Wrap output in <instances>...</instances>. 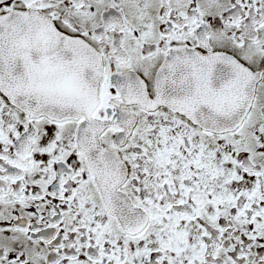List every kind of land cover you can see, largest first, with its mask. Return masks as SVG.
Instances as JSON below:
<instances>
[{
    "label": "snow or ice",
    "instance_id": "snow-or-ice-1",
    "mask_svg": "<svg viewBox=\"0 0 264 264\" xmlns=\"http://www.w3.org/2000/svg\"><path fill=\"white\" fill-rule=\"evenodd\" d=\"M0 264H264V0H0Z\"/></svg>",
    "mask_w": 264,
    "mask_h": 264
}]
</instances>
